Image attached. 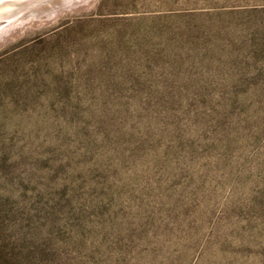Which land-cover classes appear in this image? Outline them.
<instances>
[{
  "label": "rangeland",
  "instance_id": "1",
  "mask_svg": "<svg viewBox=\"0 0 264 264\" xmlns=\"http://www.w3.org/2000/svg\"><path fill=\"white\" fill-rule=\"evenodd\" d=\"M141 91L226 108L196 175L125 161L173 146ZM172 184L187 221L146 224ZM0 264H264V0H0Z\"/></svg>",
  "mask_w": 264,
  "mask_h": 264
},
{
  "label": "trees",
  "instance_id": "2",
  "mask_svg": "<svg viewBox=\"0 0 264 264\" xmlns=\"http://www.w3.org/2000/svg\"><path fill=\"white\" fill-rule=\"evenodd\" d=\"M189 93L141 91L138 94L140 103L125 105L123 109L124 118L128 119L130 116L146 127L150 126L155 136L164 134L173 143L171 152H122L125 161L142 160L141 179L145 180L146 186L147 180L162 183L170 179L174 182L187 172L193 171L196 175L201 167L205 152H197L194 147L201 148L204 142L205 147L211 144L208 141L194 143V140L214 135L217 129L211 130L212 124L221 120V111L226 108L213 107L214 103L207 100V95L197 96L202 102L194 103L196 99L189 96ZM218 103L226 107L229 105L225 102ZM188 144V152H184ZM173 184L172 187H164L163 194L159 195L151 207L147 208L142 201L146 224H153L159 216H163L166 223L175 228L187 221L193 198L189 189H177ZM145 187L141 190L143 198L147 195ZM141 229L145 230L142 223Z\"/></svg>",
  "mask_w": 264,
  "mask_h": 264
}]
</instances>
